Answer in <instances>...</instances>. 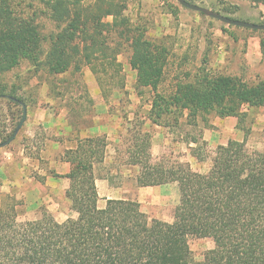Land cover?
Returning a JSON list of instances; mask_svg holds the SVG:
<instances>
[{"label":"trees","instance_id":"16d2710c","mask_svg":"<svg viewBox=\"0 0 264 264\" xmlns=\"http://www.w3.org/2000/svg\"><path fill=\"white\" fill-rule=\"evenodd\" d=\"M128 1L38 0L35 7L25 0H0V72L20 58L52 76L87 66L102 89L105 79L121 71L118 55L127 51L135 86L151 94L144 117L150 124L167 127L184 118L190 126L199 120L208 125L207 116L213 114L236 117L237 128L247 136L243 121L248 110L264 109V80L249 83L199 72L174 91L160 90L169 50L125 14ZM249 1L264 5V0ZM39 12L54 25L46 40L33 23ZM86 101L92 103L89 97ZM26 105L14 84L0 85V142L13 134ZM82 114L80 110L69 119V126L84 122ZM143 123H135L126 163L138 167L141 187L177 184L179 200L171 222L150 219L136 200L108 198L99 207L94 166L104 161L106 136L81 135L85 127L72 128L75 144L63 150L61 160L70 165L62 176L68 180L65 196L76 216L59 222L43 213L39 219L20 221L12 195L5 194L0 203V264H264V149L248 150L245 141L230 139L217 146L205 172L194 171L164 157L153 162L150 134L140 130ZM189 236L214 243L202 263L192 259Z\"/></svg>","mask_w":264,"mask_h":264},{"label":"rangeland","instance_id":"374dc122","mask_svg":"<svg viewBox=\"0 0 264 264\" xmlns=\"http://www.w3.org/2000/svg\"><path fill=\"white\" fill-rule=\"evenodd\" d=\"M187 1L232 18L264 23V5L249 0ZM25 2L35 7L38 4V0ZM125 14L142 24L148 37L169 50L160 85L162 91H174L177 84L191 81L199 72L237 76L249 83L264 80V30L224 24L181 6L176 0H129ZM33 23L44 40L53 31L52 21L42 12L33 17ZM118 60L122 69L114 78L104 80V89L87 66H82L79 72L52 76L43 70L35 71L31 61L20 58L14 66L0 72V85L14 84L17 94L27 103L26 117L16 137L0 148V203L5 194L12 195L20 221L39 219L43 213L59 222L76 216L62 189L68 180L65 183L63 174L57 173L62 169L57 154L67 145L65 134L71 128H84L92 123L99 126L97 134L106 136L104 161L94 166L99 207L107 197L136 200L150 219L168 222L173 220L179 200L177 184L141 187L136 182L138 167L126 163L131 135L137 128L135 123L143 121L140 130L150 134L153 162L164 157L171 162L187 163L194 171L205 172L217 146L230 139L245 141L248 150L264 149L262 108L248 110L243 121L249 128L247 136L237 128L236 117L213 114L207 116L208 125L199 120L196 126H190L184 118L167 127L150 124L144 117L151 94L147 88L135 86L136 73L128 63V52H121ZM88 97L91 104L86 101ZM100 98L107 107L104 112L95 106ZM17 109L11 106L12 111ZM80 110L86 120L68 126ZM193 137L198 141L191 142ZM21 151L28 159L23 158ZM188 244L197 263H202L205 253L214 246L211 238L197 236H189Z\"/></svg>","mask_w":264,"mask_h":264},{"label":"water","instance_id":"95a60500","mask_svg":"<svg viewBox=\"0 0 264 264\" xmlns=\"http://www.w3.org/2000/svg\"><path fill=\"white\" fill-rule=\"evenodd\" d=\"M181 6L186 7L188 9L200 12L202 14H204L205 16L217 19L219 21H221L224 24L227 25H232V26H238V27H243V28H249V29H254V30H264V23H255V22H251V21H246V20H242V19H236V18H232L229 16H226L224 14H221L217 11L211 10L209 8H206L204 6L195 4V3H191L187 0H176ZM26 117V107L23 106V113L22 116L13 132V134L7 138L4 141L0 142V148H3L5 146H7L8 144H10L14 138L16 137L17 133L19 132L24 120Z\"/></svg>","mask_w":264,"mask_h":264},{"label":"crops","instance_id":"0c3cea01","mask_svg":"<svg viewBox=\"0 0 264 264\" xmlns=\"http://www.w3.org/2000/svg\"><path fill=\"white\" fill-rule=\"evenodd\" d=\"M256 46H254L253 47V49H254V52L256 53L257 51H256V48H255ZM250 53L252 54V51H250ZM249 55V54H248ZM250 56V55H249ZM93 97V96H92ZM94 98H95V96H94ZM95 106L97 107V108H99L101 111H106V109H107V107H106V105L101 101V98L99 99V100H97L96 99V101H95ZM67 121V120H66ZM67 123V122H66ZM91 124V127L90 126H85V130H84V132H81V135H94V134H97L98 132H100V130H99V126L98 125H96V124H92V123H90ZM89 124V125H90ZM67 125L69 126L70 124L69 123H67ZM66 125V126H67ZM71 127V126H70ZM80 128V127H79ZM72 129V128H71ZM76 134V130L74 129H72V130H69L68 132H67V134H65V135H67L68 136V141H67V145L65 146V148L64 149H66V148H68V147H70V146H73L74 144H75V141H72V139H71V137L73 138V136ZM98 135V134H97ZM56 144L58 143V142H55ZM63 152V151H62ZM62 152L61 153H59V154H57L58 155V159H57V161L61 164V170L60 171H57V173H59V174H65L68 170H69V167H70V165H69V163H67V162H64V161H62L61 160V154H62ZM21 153V155H23V151H21L20 152ZM24 156V155H23ZM23 158H25V159H28V157H26V156H24ZM56 160V159H55ZM62 179L63 180H65V183H66V178H64V177H62ZM95 183H96V181H95ZM67 185L68 184H65V185H63V190L64 189H66L67 188ZM97 185V184H96ZM163 185H165V184H163ZM156 186V185H155ZM158 186H160V185H158ZM97 192H98V196H99V199H98V203L100 202V193H99V191H98V188H97ZM106 199H108V197L106 198ZM105 199V200H106ZM102 206H104V205H102ZM101 206V207H102Z\"/></svg>","mask_w":264,"mask_h":264}]
</instances>
